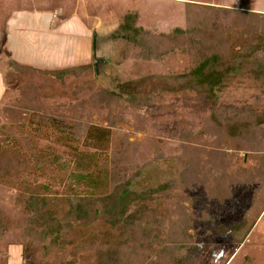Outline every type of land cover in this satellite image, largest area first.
I'll list each match as a JSON object with an SVG mask.
<instances>
[{"label": "rangeland", "instance_id": "374dc122", "mask_svg": "<svg viewBox=\"0 0 264 264\" xmlns=\"http://www.w3.org/2000/svg\"><path fill=\"white\" fill-rule=\"evenodd\" d=\"M129 16L139 43L122 36ZM254 33L264 37V0H0V264H101L104 243L121 264L154 263L156 245L105 220L42 239L44 219H62L75 196L127 183L163 189L130 212L192 223L180 264H264V50L244 64L223 56L233 70L216 101L189 76ZM130 82L142 108L115 98ZM88 128L108 129L102 147ZM241 222L255 226L238 244L230 229Z\"/></svg>", "mask_w": 264, "mask_h": 264}, {"label": "trees", "instance_id": "16d2710c", "mask_svg": "<svg viewBox=\"0 0 264 264\" xmlns=\"http://www.w3.org/2000/svg\"><path fill=\"white\" fill-rule=\"evenodd\" d=\"M125 21V24L121 27L123 38L131 43H139L141 41V34L145 33L144 30L136 29L130 23V16L126 17ZM177 33L183 34V31L178 29ZM261 50H264V37L257 33L249 36L248 39H235L233 47L230 48L228 53L225 52L224 54L219 50L217 53L212 54L201 62L200 65L189 75L190 81L194 83V86L201 88L208 99L216 101L218 99L215 93L216 89L223 85V81L233 70V65H231V63L226 61L223 62V56L227 55L236 57V61L238 60L244 64L249 57L254 56ZM243 60L245 62H243ZM74 69L75 68L63 69L60 72L61 78L73 74ZM189 84L191 85L190 82ZM141 87L142 85L139 82L127 83L123 86V91L119 94L120 96H115V98L117 97L122 103L132 105L134 109L142 108L146 94L143 93ZM161 88L164 90V81L162 82ZM67 126L68 125H62L61 127L65 129ZM80 128L81 126H79V124L75 125L76 132H78ZM231 129L235 130L236 133L239 131L237 127H232ZM81 131H83V129ZM98 131L93 133L90 130L88 135L97 147H102L109 131L108 129H99ZM186 175H188L186 178L191 176V174ZM262 178L264 179L263 176ZM162 190V188H158L147 192L136 193L132 189L131 183H127L126 185L117 187L112 193L103 197L94 199L91 196H75L71 200L70 210L62 219L55 217L47 220L44 219V222L42 223V239L45 242L50 240L53 243H59L64 240L73 226L92 225L97 220H105L112 225L114 229L120 230V237L122 238H128L127 236L129 235L128 233L130 230L137 231L136 233L139 232V236L150 241L151 245H156V259L153 258L155 261L152 264H168L171 261L169 260L170 258L172 259L170 264H180L182 257L180 256L179 250L183 249L184 245L186 246V243L182 240L186 236H191L190 232L193 230L191 226L192 223H190L189 220L186 221L177 213L174 218L167 217L163 219L159 218L157 220L159 215L157 211H155L156 209H150L147 206H142L139 210L130 212V208L133 205L139 206L146 203L145 201H147L153 193H159ZM44 207L45 204H43V208ZM33 208L39 217L42 219L45 218L43 209L39 208L37 200L33 202ZM144 219L145 221H142ZM173 222L175 223L174 229L172 232H169L171 229L169 226L172 225ZM254 226L255 222L249 226L246 222H241L233 226L230 229L233 237H236L237 234H241V237L235 239L234 242L243 244L252 232ZM168 228L169 230H167ZM166 232L168 233L165 234ZM162 236H164V242L162 241ZM190 243H193L192 239ZM170 244L174 245L173 250L172 248H169ZM99 250L102 252L101 257L99 258L101 264H121L124 261V254H120L119 250L116 252V247L113 245L104 243V245L99 247ZM168 250L172 251L168 253ZM113 251H115V253ZM140 261L142 262V260Z\"/></svg>", "mask_w": 264, "mask_h": 264}, {"label": "water", "instance_id": "95a60500", "mask_svg": "<svg viewBox=\"0 0 264 264\" xmlns=\"http://www.w3.org/2000/svg\"><path fill=\"white\" fill-rule=\"evenodd\" d=\"M94 41H93V53H94V62L96 63V69H97V73H98V67L99 64L102 62L100 61L101 57V51L98 50V45H97V39H98V33L97 31H95L94 35H93Z\"/></svg>", "mask_w": 264, "mask_h": 264}, {"label": "flooded vegetation", "instance_id": "af4514ba", "mask_svg": "<svg viewBox=\"0 0 264 264\" xmlns=\"http://www.w3.org/2000/svg\"><path fill=\"white\" fill-rule=\"evenodd\" d=\"M101 54L103 55V53H101ZM104 60H106V58L103 57V64H106L107 62H105Z\"/></svg>", "mask_w": 264, "mask_h": 264}]
</instances>
